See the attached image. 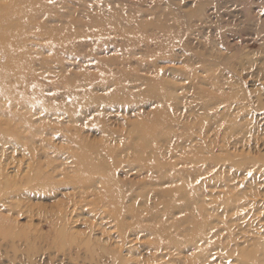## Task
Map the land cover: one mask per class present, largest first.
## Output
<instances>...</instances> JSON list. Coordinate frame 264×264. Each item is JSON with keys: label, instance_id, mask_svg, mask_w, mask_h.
Masks as SVG:
<instances>
[{"label": "rangeland", "instance_id": "obj_1", "mask_svg": "<svg viewBox=\"0 0 264 264\" xmlns=\"http://www.w3.org/2000/svg\"><path fill=\"white\" fill-rule=\"evenodd\" d=\"M3 37L0 264H264V0H0Z\"/></svg>", "mask_w": 264, "mask_h": 264}, {"label": "bare ground", "instance_id": "obj_2", "mask_svg": "<svg viewBox=\"0 0 264 264\" xmlns=\"http://www.w3.org/2000/svg\"><path fill=\"white\" fill-rule=\"evenodd\" d=\"M8 38V37H7ZM8 43H9V40L8 39H5L4 37H3V39H1L0 40V44L1 45H4V47H7V45H8ZM0 231H5V228L2 226V225H0ZM60 234H61V238H63L62 236L64 235L62 232H60ZM9 235V234H8Z\"/></svg>", "mask_w": 264, "mask_h": 264}]
</instances>
